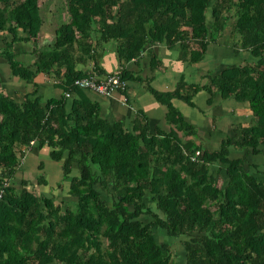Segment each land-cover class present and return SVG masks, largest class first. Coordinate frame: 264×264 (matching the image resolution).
Masks as SVG:
<instances>
[{"label":"trees","instance_id":"1","mask_svg":"<svg viewBox=\"0 0 264 264\" xmlns=\"http://www.w3.org/2000/svg\"><path fill=\"white\" fill-rule=\"evenodd\" d=\"M225 31L248 60L207 72L205 83L180 74L172 89L153 87L163 65L154 53L145 77L124 67L154 44L197 65ZM19 42L31 46L30 64L18 59ZM109 42L121 80L164 105L163 125L141 109L129 124L108 119L93 91L73 85L108 73ZM0 59L12 77L32 83L45 73L60 91L43 99L0 89V264H175L154 228L184 236L183 264H264V171L248 160L264 155V0H0ZM201 92L209 105L232 98L250 114L212 149L173 103L197 108ZM34 147L60 163L68 198L57 203L24 178L14 186ZM230 147L243 155L229 157Z\"/></svg>","mask_w":264,"mask_h":264},{"label":"rangeland","instance_id":"2","mask_svg":"<svg viewBox=\"0 0 264 264\" xmlns=\"http://www.w3.org/2000/svg\"><path fill=\"white\" fill-rule=\"evenodd\" d=\"M61 18L65 21L67 15L62 13ZM231 45L232 40L228 37V31H225L222 36L218 38V43H211L209 45L204 60L197 65L181 64L177 61L176 47L156 49L158 50L157 53L162 57L164 67L154 73L156 74L154 87L160 90L172 89L180 74H183L185 79L190 82L205 83L207 82V78L204 75H206L207 72L213 73L225 64H242L244 60H248L247 54L243 51L235 53L231 49ZM105 48L106 52L104 58L106 60L112 59L114 61L115 44L109 42L106 44ZM30 51L31 46L28 43L19 42L15 46V52L17 53L18 59L25 64H30L33 61V55ZM89 68H91V64L89 65ZM138 74L141 77H144V74H140L139 72ZM0 78L2 79L0 89L5 93L16 95L20 98L26 94L42 95L43 99L59 96V89L53 86V82L55 81L54 77H50L45 73H39L34 78V82L25 83L9 74L8 67L3 59H0ZM140 85L143 87V84ZM148 94L151 99L147 101H151V104L154 103L155 105H153L157 110V119H155V123L163 125L165 107L157 102L149 92ZM98 95L100 94L95 92L92 93V97L94 98L104 97L103 95ZM206 99L207 94L205 92L199 93L195 98L197 108H191L176 99L173 100V103L179 108L185 118L195 127L196 134H194L195 136L192 135L193 138H195L197 142L201 141L202 146L212 149L218 147L219 140L230 132L232 120H234V122L238 121L242 124H246L249 121L250 114L248 113V108L245 104L236 102L232 98L224 100L218 99L211 105L206 103ZM136 103V100L134 103L132 102L135 106ZM144 104L145 103H143L142 106H144ZM145 106L148 105L146 104ZM127 111L128 110H124L120 117L116 114H107L104 110L102 111V114L108 119L121 120L125 124H129L133 116L130 111ZM180 134L183 140L186 139L184 134ZM48 150L49 149L46 147L40 149L34 147L31 150L25 151L26 154L24 159H22L23 162L20 164V168L15 174L16 185L14 186L20 188L21 184H19V179L24 178L29 181L27 188L33 189L37 193L54 196L58 203L61 200L68 198L67 184L69 178L63 179L60 163L50 159ZM241 155H243V150L237 149L236 147L229 148V157ZM248 160L250 162L258 163L259 174H256H258L259 177H262V172L264 171V155H249ZM75 171L76 169L74 167L73 172L76 173ZM251 171L254 172V170ZM39 177H43L44 182L39 180ZM217 183L221 184L220 178L217 179ZM150 219L149 216L143 218L145 221H149ZM153 231L159 242H167L169 244L172 260L175 264H183L184 253L181 242L184 236L172 238L161 228H154Z\"/></svg>","mask_w":264,"mask_h":264},{"label":"crops","instance_id":"3","mask_svg":"<svg viewBox=\"0 0 264 264\" xmlns=\"http://www.w3.org/2000/svg\"><path fill=\"white\" fill-rule=\"evenodd\" d=\"M159 48H165V46L162 44H154L151 46H146V48L143 50V52L139 58H135L131 62L126 63L124 65V67H126L127 69H129L130 71H132L134 73L139 72L140 74H144V77H145V76L149 75V72H150L149 55L151 53H154L155 55H157L158 58H160V60L163 63V65H161L159 67V69L156 71L163 69L164 62L162 60V57L157 53L158 50H156ZM184 64H187V63H184ZM102 66L104 67V69L107 72L114 71V69L118 68L116 57L114 56V61H113L112 59L106 60L103 56ZM184 67H185V65H184ZM155 77H156V74H155ZM155 77L151 82V85L153 87H154V83L156 81ZM126 92H127V100H123V96L121 94H118V93L114 94L111 97L110 96H104V97L101 96L102 98L95 97V99L98 100V102H99L101 113H103L102 111L104 110L107 114H110V115L116 114L120 117V116H122L121 113L124 112V110H128V111H130L132 116H134V112L137 109H141L149 117L150 121L155 123V121H156L155 119H157L156 118L157 110L154 107L155 104L152 102L154 104L153 105L150 103L151 101H147V100H150L151 97L149 96L148 91L140 85V82L128 80ZM98 96H100V95H98ZM135 100L137 101L136 106L134 104H132V102L134 103ZM143 103H145L144 106H142ZM146 104L148 106H145ZM122 107H124V108H122Z\"/></svg>","mask_w":264,"mask_h":264},{"label":"built area","instance_id":"4","mask_svg":"<svg viewBox=\"0 0 264 264\" xmlns=\"http://www.w3.org/2000/svg\"><path fill=\"white\" fill-rule=\"evenodd\" d=\"M73 85L81 89H88L103 96L111 97L114 94H120V90L126 88L127 81L121 80L119 76V70L116 69L100 76L93 73L92 75L76 78L73 81ZM65 96H69L67 92H65ZM123 100H125L124 97ZM193 159L194 157L192 158V160Z\"/></svg>","mask_w":264,"mask_h":264}]
</instances>
